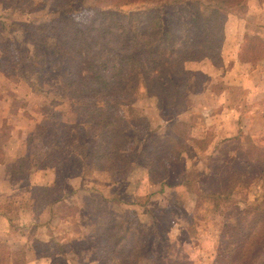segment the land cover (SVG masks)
<instances>
[{
  "label": "rangeland",
  "instance_id": "1",
  "mask_svg": "<svg viewBox=\"0 0 264 264\" xmlns=\"http://www.w3.org/2000/svg\"><path fill=\"white\" fill-rule=\"evenodd\" d=\"M49 2L0 1V181L6 190L0 196V210L15 218L8 238L0 239L3 263L27 264L28 253L33 259L40 256L42 248V254L51 253L50 262L78 264L73 248L104 231L112 217H127L134 225L136 219H131L136 216L144 227L158 233L166 248L179 256L180 264H229L254 210L239 201L244 197L242 189L236 192L237 197L230 194L231 199L218 208L213 205L215 197L201 192L224 191L222 168L240 162L241 153L252 159L246 168L250 174L264 170V155L259 150H264L262 76L251 74L247 79L252 81H247L246 75L229 78L224 75L228 68L223 58L217 66L209 58L187 62L186 68L202 72L200 89L191 90L174 107H163L142 85L135 96L121 101L126 129L140 137L124 149L129 163L120 170H96L92 151L104 143V135L84 123L92 104L72 97L63 76L55 74L53 42L35 35L41 23L53 16ZM85 3L97 5V0ZM76 8L71 13L74 20L90 21V8L81 4ZM228 13V19L233 18L228 28L232 39L228 41L226 35L223 52L229 58L239 54L242 62L249 63L242 64L241 72L258 63L259 71L263 70L264 0H245ZM253 53L261 58L251 59ZM231 82L236 84L228 85ZM225 102L228 108L221 106ZM46 129L54 130V139L52 134L48 138L51 146L43 137ZM182 134L186 142L180 148L181 143H176L175 150L181 155L169 161L168 176L153 180L152 144L162 137L179 140ZM52 146L60 149L63 159L58 188L44 196L41 187L46 185L31 181L34 174L39 182L47 181L42 163L45 151ZM256 182L253 204L264 197V179L245 182ZM59 198L62 202L52 206L56 216L48 217L45 211ZM235 203H240V210L232 206ZM42 215L46 221L50 218L51 228L40 225L26 242L20 227L31 232L29 224L42 223ZM5 225L1 222L0 228ZM246 264H264V250H258Z\"/></svg>",
  "mask_w": 264,
  "mask_h": 264
},
{
  "label": "trees",
  "instance_id": "2",
  "mask_svg": "<svg viewBox=\"0 0 264 264\" xmlns=\"http://www.w3.org/2000/svg\"><path fill=\"white\" fill-rule=\"evenodd\" d=\"M46 1H50L53 16L41 23L35 35L53 42L55 74L63 76L72 90V97L92 104L91 109L86 110L84 123L101 130L104 135V143L92 151L95 169L115 171L127 166L129 160L124 149L131 146L135 138H140L126 129L121 101L135 96L142 85L163 107H174L185 100L191 90L197 92L202 72L186 68V63L209 58L216 66L222 65L228 9L245 0H97V5L92 6H88L86 0ZM77 4L93 11L90 21L73 19L71 13L76 11ZM246 51L250 52L248 47ZM257 55L251 59H260L261 55L255 57ZM53 132L46 129L43 136L50 146L52 141L48 142V138ZM178 139L162 137L152 144L149 158L153 180L167 177L169 161L181 155L180 150H175L176 143H181L179 148L184 147L186 139L183 134ZM259 150L264 155V150ZM62 159L60 149L55 146L45 151L42 164L55 171L56 185L41 187L44 196L52 195L58 188ZM239 159L240 162L232 161L222 168L220 176L224 191L201 192L202 196L215 197L213 205L218 208L231 199L230 194L237 197L236 192L242 189L244 197L239 201L254 210L243 235L236 242L229 264H246L258 250H264V197L260 203L253 204L251 196L258 182L254 185L245 183L264 179V170L250 174L246 170L252 161L250 155L241 153ZM62 199L50 203L44 214L48 217L52 214L54 218L52 206ZM239 204L232 206L240 210ZM134 217L131 219H136L134 225L129 224L127 217H112L104 231L92 234L86 244L73 248L78 264H180L179 256L166 248V244L157 238L158 233H153ZM50 221L49 218L40 224H32L29 233L40 225L51 228ZM41 249L38 255L50 259L51 253L44 255ZM161 253L168 255L160 258ZM0 264H4L1 256Z\"/></svg>",
  "mask_w": 264,
  "mask_h": 264
},
{
  "label": "crops",
  "instance_id": "3",
  "mask_svg": "<svg viewBox=\"0 0 264 264\" xmlns=\"http://www.w3.org/2000/svg\"><path fill=\"white\" fill-rule=\"evenodd\" d=\"M233 23V18H230L228 19L227 23H226V28H225V33L227 32L226 35H228V41H230L232 39L229 38L230 37V34H229V31H228V28L230 26V24ZM227 37H225V41H226ZM225 43V42H224ZM228 44V42H227ZM223 48H224V45H223ZM223 48H222V56H223V59H224V65H225V68L227 67L228 69L226 71H224V75L226 74V76H228L229 78L230 77H233V78H236L237 76H243V75H246L245 76V79L247 81H252V80H248V76H250L251 74H255V75H261L262 78H263V82H264V69L263 70H260L259 71V63L258 65L254 66L252 68V70L250 71H247V67L245 68V70L243 72L240 71V68L242 67V64L244 65H249V63H244L242 62L241 60V57L240 55H233L234 57L231 56V58L228 57V54H226L225 52H223ZM226 59V60H225ZM264 61V59H262ZM261 61V62H263ZM230 63V67H228ZM252 67V66H251ZM251 67H248V68H251ZM259 71V72H258ZM258 72V73H257ZM242 73V75H241ZM213 82V80H212ZM236 83L234 82H231L229 83L228 85H235ZM238 85L240 86L241 84L238 83ZM264 85V84H262ZM259 86V84H258ZM228 86H226L225 90H227ZM226 93V91H223L222 93V96ZM224 101H226V99H224ZM256 105V104H255ZM222 107L224 108H228V102H225V104H222L221 105ZM3 162H0V167H1V164ZM43 168H45V172H46V177H47V181L44 182L45 180H42L41 182H39L38 180H36V176L35 174L33 175L32 177V184H39V185H52L55 183V171L54 170H49L46 166H44ZM0 179H2V176H0ZM2 181H0V196L2 195V193L6 190H4V187L1 186V183ZM77 189V188H76ZM134 209H138V208H134ZM4 210H0V223L1 222H5L6 225L2 228H0V239H6L8 238V235L11 231V228H14L15 226V218L14 216H12L11 214H9V212H4ZM12 219V221H11ZM29 225H32V224H29ZM17 227V225H16ZM21 230H23V233L22 235H24V239L26 240V242H28V235H29V230L27 227L25 226H21L20 227ZM30 252V251H28ZM40 258V256H38ZM38 257H34L33 259L30 257V253H28V263L27 264H39L40 262V259H38ZM42 262H40V264H53V260L51 259V262H50V259L49 258H46V257H42Z\"/></svg>",
  "mask_w": 264,
  "mask_h": 264
}]
</instances>
